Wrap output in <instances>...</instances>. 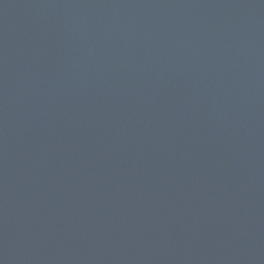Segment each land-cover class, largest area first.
<instances>
[{
	"label": "water",
	"instance_id": "95a60500",
	"mask_svg": "<svg viewBox=\"0 0 264 264\" xmlns=\"http://www.w3.org/2000/svg\"><path fill=\"white\" fill-rule=\"evenodd\" d=\"M0 264H264V0H0Z\"/></svg>",
	"mask_w": 264,
	"mask_h": 264
}]
</instances>
